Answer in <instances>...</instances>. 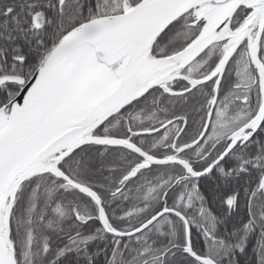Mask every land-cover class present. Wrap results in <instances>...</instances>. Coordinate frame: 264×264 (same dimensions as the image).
<instances>
[{"label": "snow or ice", "instance_id": "6c2138e0", "mask_svg": "<svg viewBox=\"0 0 264 264\" xmlns=\"http://www.w3.org/2000/svg\"><path fill=\"white\" fill-rule=\"evenodd\" d=\"M0 264H264V0H0Z\"/></svg>", "mask_w": 264, "mask_h": 264}]
</instances>
